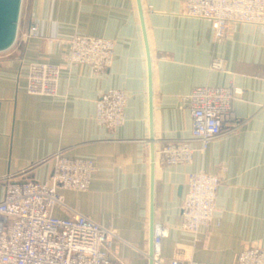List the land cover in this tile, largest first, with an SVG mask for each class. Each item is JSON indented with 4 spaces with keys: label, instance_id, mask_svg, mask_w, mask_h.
I'll list each match as a JSON object with an SVG mask.
<instances>
[{
    "label": "crops",
    "instance_id": "1",
    "mask_svg": "<svg viewBox=\"0 0 264 264\" xmlns=\"http://www.w3.org/2000/svg\"><path fill=\"white\" fill-rule=\"evenodd\" d=\"M185 0H141L151 55L155 142L154 224L168 228L161 252L172 256L176 241L192 239L180 228L188 173L221 174L217 189V235L199 246L203 261L234 264L240 251L264 244V23H237L215 40L212 21L184 13ZM35 23V36L0 51V199L3 176L52 183L58 150L89 158L96 166L88 189H60L56 215L86 214L112 229L114 264H151L150 117L145 39L137 0H22L18 30ZM115 41L112 65L101 71L67 61L76 33ZM222 61L213 67L212 60ZM24 61L60 64L57 96L28 93L18 79ZM198 85H231L239 126L204 150L194 141L190 163L166 164L163 139L190 136L187 96ZM126 95L125 121L114 131L95 121L101 92ZM226 165V170L220 166Z\"/></svg>",
    "mask_w": 264,
    "mask_h": 264
},
{
    "label": "built area",
    "instance_id": "2",
    "mask_svg": "<svg viewBox=\"0 0 264 264\" xmlns=\"http://www.w3.org/2000/svg\"><path fill=\"white\" fill-rule=\"evenodd\" d=\"M184 13L211 19L214 39L227 37L237 23H264V0H185ZM35 36V23L17 32L16 40L24 43ZM14 42V43H15ZM115 41L111 38L76 32L68 40L67 61L90 65L97 71L109 68L114 60ZM213 67L222 61L212 60ZM61 66L51 61H24L19 64L18 79L24 89L41 96L59 95ZM235 95L231 85L195 86L187 101L191 133L181 139H163L157 154L166 164H187L194 156V141L200 149L217 136L239 126L233 109ZM126 95L111 87L95 102V121L114 131L125 121ZM52 183L18 180L13 173L3 176L0 199V264H114L110 259L113 231L86 214L77 212L63 217L53 212L62 204L60 189H88L96 166L89 158L68 155L63 150L53 154ZM226 170V165L220 166ZM221 174L199 168L188 173L187 189L181 204L180 228L192 234L189 241H176L172 256L165 259L161 243L168 228L154 224L153 249L147 254L152 264H215L203 261L199 246L205 247L217 235V189ZM234 264H264V244L251 245L240 251Z\"/></svg>",
    "mask_w": 264,
    "mask_h": 264
},
{
    "label": "water",
    "instance_id": "3",
    "mask_svg": "<svg viewBox=\"0 0 264 264\" xmlns=\"http://www.w3.org/2000/svg\"><path fill=\"white\" fill-rule=\"evenodd\" d=\"M138 11L141 19V25L143 28L145 47L147 53L148 63V81H149V117H150V223H151V251L153 249V231H154V166H155V142H154V128H153V96H152V74H151V55L147 42L145 21L143 14V7L141 0H137ZM22 0H0V51H4L10 48L17 37L18 26L20 21ZM152 264V261H151Z\"/></svg>",
    "mask_w": 264,
    "mask_h": 264
}]
</instances>
